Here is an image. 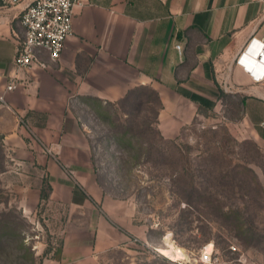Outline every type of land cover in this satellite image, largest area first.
<instances>
[{
	"label": "crops",
	"instance_id": "1",
	"mask_svg": "<svg viewBox=\"0 0 264 264\" xmlns=\"http://www.w3.org/2000/svg\"><path fill=\"white\" fill-rule=\"evenodd\" d=\"M30 1L0 5V90L9 81L16 84L6 94L7 106H0V130L55 145V156L43 149L38 157L48 172L50 202L80 207L103 202L107 215L97 214L93 227H86L95 230L89 248L82 241L73 253L65 242L42 264H98L92 252L125 240L118 212L105 207L107 198L93 180L83 119L88 114L79 97L114 103L135 87L152 89L162 105L157 128L163 138L173 139L201 105L219 97L217 87L227 78L231 94L260 103L262 121L254 135L264 141V80L254 79L264 72L255 57L258 45L240 54L252 35L261 36L260 0H86L73 8L72 32L59 60L40 51L44 67L17 69L14 58L24 37L19 16ZM39 194L34 190L36 205Z\"/></svg>",
	"mask_w": 264,
	"mask_h": 264
},
{
	"label": "rangeland",
	"instance_id": "2",
	"mask_svg": "<svg viewBox=\"0 0 264 264\" xmlns=\"http://www.w3.org/2000/svg\"><path fill=\"white\" fill-rule=\"evenodd\" d=\"M217 91L151 159L123 149L117 124L101 122L84 104L93 180L126 228L123 242L92 252L98 264H264V141L254 135L260 103ZM19 135L0 130V264H42L65 242L73 253L82 241L89 248L95 230L86 227L97 214L107 216L103 202L36 205L34 190L47 191L49 181L38 157L50 146ZM152 139L133 145L153 146Z\"/></svg>",
	"mask_w": 264,
	"mask_h": 264
},
{
	"label": "built area",
	"instance_id": "3",
	"mask_svg": "<svg viewBox=\"0 0 264 264\" xmlns=\"http://www.w3.org/2000/svg\"><path fill=\"white\" fill-rule=\"evenodd\" d=\"M263 11L260 16L261 36L256 38L252 35L243 49L241 55L248 53V49L258 45L256 60L264 67V0H260ZM20 0H0V5L11 7L18 4ZM87 4L86 0H31L21 11L20 24L24 30V37L18 46L14 64L17 69H26L33 65H45L39 60L40 51H45L51 60H59L64 47L65 40L72 32V16L74 6L82 7ZM175 48L180 51L181 46ZM256 81L264 80V72L254 78ZM224 91L231 92L232 86L227 78L222 80ZM16 88L14 81L6 83L0 90V106H7L6 94ZM55 146V145H54ZM54 146L47 147L45 152L55 156L57 150ZM211 252H204L202 260L210 261Z\"/></svg>",
	"mask_w": 264,
	"mask_h": 264
},
{
	"label": "trees",
	"instance_id": "4",
	"mask_svg": "<svg viewBox=\"0 0 264 264\" xmlns=\"http://www.w3.org/2000/svg\"><path fill=\"white\" fill-rule=\"evenodd\" d=\"M78 99L82 101L83 104H86V106L94 108L101 122H109L112 125L115 123L117 124L116 129L118 133L116 134L118 135L115 137V140L118 144L122 145L123 149L125 145L126 150L136 152V158L143 153L146 159H151L154 157L155 153L162 150V145L166 146L169 143L167 139L161 136L157 128L158 113L162 105L158 94L152 89L144 86L135 87L114 103L103 101L95 97H79ZM107 107L111 110L116 109L117 112L114 110L115 112L111 113V111H108ZM186 128L187 126H183L180 133ZM142 137L153 138L151 142L154 147L151 144L145 147L141 144H138V147L134 146L133 140H139ZM241 144H247V141H243ZM44 185H46L47 191L44 186L40 187L39 198L40 201H49L51 191L49 181L45 180Z\"/></svg>",
	"mask_w": 264,
	"mask_h": 264
}]
</instances>
